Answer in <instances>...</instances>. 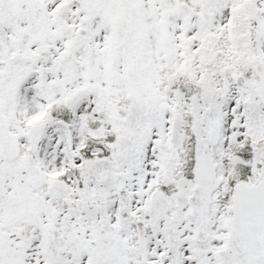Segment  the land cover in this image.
<instances>
[{
	"label": "snow or ice",
	"instance_id": "1",
	"mask_svg": "<svg viewBox=\"0 0 264 264\" xmlns=\"http://www.w3.org/2000/svg\"><path fill=\"white\" fill-rule=\"evenodd\" d=\"M0 264H264V0H0Z\"/></svg>",
	"mask_w": 264,
	"mask_h": 264
}]
</instances>
